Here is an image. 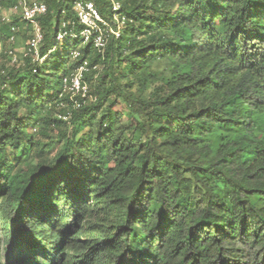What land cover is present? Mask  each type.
<instances>
[{"label": "trees", "instance_id": "trees-1", "mask_svg": "<svg viewBox=\"0 0 264 264\" xmlns=\"http://www.w3.org/2000/svg\"><path fill=\"white\" fill-rule=\"evenodd\" d=\"M28 1L41 61L0 22V264H264V0H119L102 53L75 0Z\"/></svg>", "mask_w": 264, "mask_h": 264}, {"label": "built area", "instance_id": "built-area-1", "mask_svg": "<svg viewBox=\"0 0 264 264\" xmlns=\"http://www.w3.org/2000/svg\"><path fill=\"white\" fill-rule=\"evenodd\" d=\"M5 8L0 3V22H6L9 20L5 16L3 10ZM47 6L44 2L29 3L28 0H14V4L8 8V11L15 13L25 22L27 29L30 31V38L26 47L22 50V55H31L34 60L41 61L42 58L38 55V45L42 38L41 29L38 19L45 14ZM73 10L76 14L77 20L82 24V29L79 32V36L83 42L90 41L92 46L100 53L111 39H116L120 36L123 27L125 26L126 17L121 11V3L119 0H112L108 14H103L95 5L92 0H75L73 3ZM9 42L15 40L16 27L12 25L10 27ZM66 31L59 33L57 38H61ZM74 36V35H72ZM0 40V44H1ZM2 48L0 46V52ZM11 55V62L16 60V57L12 55V50L8 51ZM79 51L73 52V57L77 56ZM95 68V66L93 67ZM88 70L87 61L81 62L74 73L70 77H64L62 79L63 89L68 91L70 99L73 101L74 106H79L84 103L88 95L87 84L83 81V73ZM35 71V69L33 70ZM75 95H80L82 102L74 99ZM69 114L59 116L62 119H67Z\"/></svg>", "mask_w": 264, "mask_h": 264}, {"label": "rangeland", "instance_id": "rangeland-1", "mask_svg": "<svg viewBox=\"0 0 264 264\" xmlns=\"http://www.w3.org/2000/svg\"><path fill=\"white\" fill-rule=\"evenodd\" d=\"M3 12L5 16L9 18V20L13 19V17L17 18V33L15 34V40L8 43L7 46L8 49L12 50V55L19 57V55L22 53V50L26 47L29 41L30 31L27 29L25 22H23L19 15L9 12L6 8L3 10ZM0 46L3 48L4 44L1 42ZM0 60H4V58L0 57ZM59 146L60 143H54L51 148V154L55 153Z\"/></svg>", "mask_w": 264, "mask_h": 264}]
</instances>
